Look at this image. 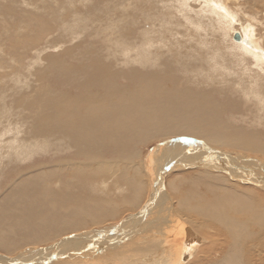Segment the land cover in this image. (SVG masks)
Here are the masks:
<instances>
[{
    "label": "bare ground",
    "instance_id": "bare-ground-1",
    "mask_svg": "<svg viewBox=\"0 0 264 264\" xmlns=\"http://www.w3.org/2000/svg\"><path fill=\"white\" fill-rule=\"evenodd\" d=\"M78 2L5 21L0 0V264H264V34L231 39L264 0ZM52 32L88 39L75 66L42 59Z\"/></svg>",
    "mask_w": 264,
    "mask_h": 264
},
{
    "label": "rangeland",
    "instance_id": "rangeland-1",
    "mask_svg": "<svg viewBox=\"0 0 264 264\" xmlns=\"http://www.w3.org/2000/svg\"><path fill=\"white\" fill-rule=\"evenodd\" d=\"M4 2V6L5 7H9V9L11 8V9H13V11H11V9H10V14L8 13V12H6V14H8L6 17V20L5 21H12L13 20V15H12V13H14L15 15H17V14H19L21 17H23L22 15L24 14V16H27L30 12L31 13H37V14H42L43 12V14H46V10L45 9H48V8H53V7H55L56 5H57V3L59 2V3H65V5H66V3H68L69 1L70 2H73L76 6H78L79 7V10H81V11H83L84 10V7L85 6H90L91 4H92V2H91V4L89 5V3H87L86 4V2H82V3H80V2H78L79 0H34L33 2H31L32 0H21V1H19V0H1V2ZM12 1H15L14 3L12 2ZM27 1V2H26ZM51 1V2H50ZM66 1H68V2H66ZM121 1H123V0H118V3H120V6H118V8H120L122 5H121ZM69 2V3H70ZM78 2V3H77ZM128 2H133V0H128ZM52 3H54V4H52ZM68 3V4H69ZM245 3V2H244ZM6 4H8V5H6ZM31 4H32V6H31ZM0 5H1V3H0ZM3 5V4H2ZM30 5V6H29ZM53 6V7H52ZM67 6H69V5H67ZM82 6V7H81ZM17 7V8H16ZM31 7V8H30ZM31 10H33V11H31ZM32 8H34V9H32ZM16 9V10H15ZM21 9V10H20ZM58 9H60V7L58 8ZM21 11V12H20ZM244 10H243V8H241V13L239 12V15H238V20L236 21V20H234V24H233V26L231 27V30H233V33H232V35H231V39H232V41L234 40V41H239V36H237V33H239L240 32V30H241V28H243V27H246V26H249L250 27V29L251 30H253L254 32H253V35H254V33H256L257 34V36H259V35H263L264 34V13L263 14H256V16H252L251 14H247L248 16H250L251 15V18H253V19H251L250 20V18H248L247 17V15H246V13H249V11H247V9L243 12ZM16 12V13H15ZM20 12V13H19ZM56 13H57V10L55 11ZM257 12H262V9H260V10H258ZM9 16V17H8ZM1 18H0V20H2L3 22H5L4 20H3V18H5V17H2V16H0ZM10 17L12 18V19H10ZM47 17H49V14H48V12H47V15L44 17L46 20H48V18ZM50 18V17H49ZM9 19V20H8ZM2 21H0V22H2ZM226 22H228L227 20H226ZM0 29H1V27H0ZM214 29V28H213ZM9 30V28H6L5 29V31L2 33L1 31H0V35L1 36H3L2 37V39L3 40H8L7 39V37H9L8 36V34L6 35V33H7V31ZM202 30H204L203 28H202ZM217 30L215 29V31L213 32V31H211V32H208V30L206 31H203L202 32V35H206L207 36V39H208V41L209 42H211V41H214V39H215V37H216V35H220V34H216L217 32H216ZM25 33L27 32V31H24ZM216 32V33H215ZM213 33H215V34H213ZM57 36H56V35ZM81 35H83V34H78V36L77 37H73L71 40L72 41H69L68 40V38H67V36H65V35H63V33L61 34L60 32L59 33H54V32H52V33H49L47 36H45L43 39H42V41H41V43H40V45L41 46H39V48L40 49H45V48H47V49H45V50H43L45 53H43V56H42V59H44V58H46L47 56H46V53H47V55L48 56H51V55H53V54H55V56L53 55V57L54 58H57V59H62V58H66V60H68V61H66V60H64V59H62V60H64L63 62H65L66 61V63H68V64H72V62H73V64H75L76 65V63L78 62L77 61V58H76V56H71L72 58H74L75 57V59H72L71 57H70V55H78V53L77 52H75V51H78V50H71V52H75V53H71L70 55H68V57L69 58H67V56H62V52L65 50V49H73V47H72V45H74V44H77L78 45V43L77 42H81L82 40H83V38L82 37H84V35L83 36H81ZM7 36V37H6ZM54 36V37H53ZM80 36V37H79ZM47 37V38H46ZM52 39V40H50V38ZM63 38V39H61V38ZM214 37V38H213ZM64 38L66 39V40H68V41H65L64 40ZM80 38H82V40H79ZM53 39H57L56 40V43L55 44H51V43H49V41H54ZM59 39H61V40H59ZM47 40V41H46ZM75 40H76V43H75ZM60 41H64L65 42V44L64 45H66L67 47L65 48V46L63 45V43H61ZM83 41H86V43H83V44H80V46H79V49L82 47V48H85L84 47V45L85 44H88L89 43V41H88V39H86V38H84V40ZM233 41V42H234ZM72 42H73V44H72ZM215 42V41H214ZM67 43H71L70 45H68ZM0 45H1V47L4 49V47H7L8 48V46H6L5 44H2V43H0ZM59 45H61V48H60V46ZM83 45V46H82ZM47 46H49L50 48H48ZM52 46V47H51ZM54 46H56V47H54ZM62 46H64V47H62ZM75 46V45H74ZM85 46H88V45H85ZM54 47V48H53ZM71 47V48H70ZM1 48V52H4V50H6L7 48H5L4 50ZM82 48H81V50H82ZM59 49H61V50H59ZM76 49H78V48H76ZM33 52V51H32ZM79 52H81V51H79ZM5 53V52H4ZM27 53V52H26ZM1 54V53H0ZM27 54H29L30 55V53L28 52ZM57 54V55H56ZM113 54V53H112ZM108 55H111V54H109L108 53ZM32 56V55H31ZM45 56V57H44ZM78 56H80V53H79V55ZM61 57V58H60ZM45 60V59H44ZM44 60H41V62H43V63H45V65H43V64H39V66H36V67H38V69L37 68H35L34 67V69L33 70H31V71H34V73H31V76L29 75H26L27 77H29V78H27V79H23V78H25V77H22V80L21 81H25V80H27L28 81V83L27 84H31L32 83V81L31 80H29V79H31V77H36V76H34V74H35V72L36 71H38V70H42V69H44V67H46L47 66V63L44 61ZM77 61V62H76ZM250 61V60H249ZM2 62H3V64H1L0 65V75H6L7 76V74H9V73H14L15 71V63H13V62H8L6 59H4V61L2 60ZM76 62V63H75ZM251 62V61H250ZM9 64V65H8ZM72 64V65H73ZM75 65H73V66H75ZM120 65H121V63H120ZM7 66V67H6ZM39 67H41V68H39ZM10 68V69H9ZM15 68V69H14ZM122 69H124V68H119L118 67V71H122ZM2 70H3V72H2ZM5 70H7V71H5ZM127 70H129V69H127ZM5 71V72H4ZM14 71V72H13ZM124 71H126V70H124ZM176 74V73H175ZM11 75V74H10ZM9 75V76H10ZM50 76V75H49ZM49 76L48 75H46L45 77H47L46 79L48 80H46V82L44 83V85H47V84H50V85H48L49 86V88L51 87V86H53V82L50 80V78H49ZM79 77H81V76H79ZM85 77V76H84ZM180 77H182L181 75H180ZM199 77H201V75L199 76ZM6 78L4 77V79H3V82L1 83V87L2 86H5L6 87V85H9V84H7V83H9L7 80H5ZM0 80H1V77H0ZM30 81V82H29ZM49 81H51L50 83H49ZM4 82H5V84H4ZM27 87H25V89L27 90V89H29V85H26ZM31 86V85H30ZM33 86H35L34 85V83H32V87ZM1 87H0V89H1ZM52 88V87H51ZM24 89V90H25ZM29 91V90H28ZM0 123H4V122H2V119H0ZM5 124H2V125H0L1 127L2 126H4ZM3 133V132H2ZM6 138H8V136H2L0 139H6ZM185 139L186 138H188V140H190V141H194L196 144H197V146L198 145H202L203 147L204 146H206V145H204L203 143H201L200 141H197V139H195V140H193L194 138H191V137H184ZM160 141V140H159ZM157 141H151V142H147V143H145V144H140V146L138 145L137 147H139L140 148V150H141V152H142V154H144L145 155V153H146V149L147 148H149V150L152 148V146L156 143ZM138 148V149H139ZM145 151V152H144ZM140 161L142 160V157H140V159H139ZM139 160H137V162L135 161V163L136 164H138V162H140ZM35 162H37V160H34ZM28 162H30V161H28ZM32 162V161H31ZM185 173V172H184ZM131 174V173H130ZM186 174H187V172H186ZM178 173H176V172H172V173H170V174H168V176L166 177V180H165V182H166V186L168 187V189L170 190V184L172 185L173 184V187L174 186H176L177 184H176V182H177V178H178ZM138 178H140V180L143 182V186H144V192H145V187H147V185L149 184V179H151V178H149L146 174L144 175V174H142V175H138ZM173 180H172V179ZM4 179H5V177H4ZM175 180H176V182H175ZM173 181V182H172ZM175 182V183H174ZM145 183V184H144ZM172 187V186H171ZM175 189H177V187H175ZM175 189H173L174 191H176ZM174 191H172V190H170L169 192H170V195H171V193H173ZM144 192H142V199H144L145 200V197H146V194H143ZM144 197V198H143ZM142 199H139L140 200V203H141V200ZM144 200H142V201H144ZM139 203V204H140ZM138 204V205H139ZM121 208V207H120ZM120 208H118V209H120ZM136 208L137 207H135V208H130V209H125V208H121L120 210H118V211H121V212H118V216L116 217V219L115 220H113V221H107V222H105L102 226H100V227H102V228H104L105 226H110V225H118V224H116V222L118 223L119 221H121L123 218L122 217H124L125 215H127V214H129V213H132L131 211H133L134 212V210H136ZM131 210V211H130ZM128 212V213H127ZM120 214H122V215H120ZM120 218H122V219H120ZM120 219V220H119ZM65 238V237H64ZM60 240H62V239H60ZM58 242H59V240H57ZM56 241V242H57ZM83 243L82 244H84L83 246H81L82 244L80 243V246H81V249H83L84 248V246H86V244L87 243H84V242H88V240L86 241H82ZM91 246H92V242H91ZM39 248L40 247H43V246H38ZM86 247H89V245L87 244V246ZM85 249V248H84ZM22 251H24V250H22ZM0 254H3L2 252H0ZM76 254L77 253H71V254H69V258L70 257H72L73 256V258H78L77 256H76ZM4 255V254H3ZM76 256V257H75ZM67 257V258H68ZM71 260H72V258H71Z\"/></svg>",
    "mask_w": 264,
    "mask_h": 264
}]
</instances>
